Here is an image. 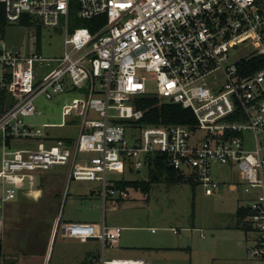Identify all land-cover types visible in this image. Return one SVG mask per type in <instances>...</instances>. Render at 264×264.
<instances>
[{
	"label": "built area",
	"instance_id": "2783aa9c",
	"mask_svg": "<svg viewBox=\"0 0 264 264\" xmlns=\"http://www.w3.org/2000/svg\"><path fill=\"white\" fill-rule=\"evenodd\" d=\"M0 2L7 23L27 15L63 32L58 57L20 53L0 37V90L15 99L0 113V211L18 191L39 190L35 174L55 164L67 166L69 179L101 181L102 197L114 192H106L107 171L137 172L154 154L207 195L219 186L211 164H234L248 193L241 221L256 232L247 252L264 264V0ZM70 7L77 19L91 20L90 27L70 30ZM146 77L155 81L154 95L189 108L194 123L140 122L142 111L133 100L149 94ZM67 87L82 89L62 111L80 117L77 136L73 143L47 145L39 126L55 124L23 117L39 114L36 96L50 99ZM244 131L251 133L252 149L245 147ZM35 139L33 147L9 143ZM54 226L63 237L99 240V264H148L104 256V247L120 237L118 226L93 229L89 222L58 220Z\"/></svg>",
	"mask_w": 264,
	"mask_h": 264
},
{
	"label": "rangeland",
	"instance_id": "374dc122",
	"mask_svg": "<svg viewBox=\"0 0 264 264\" xmlns=\"http://www.w3.org/2000/svg\"><path fill=\"white\" fill-rule=\"evenodd\" d=\"M69 16L70 30L82 26V21L76 17L75 7H70ZM61 30L60 27L40 24L36 30L32 24L7 23L1 28L0 37L7 47L20 53L37 51L42 56L58 57L62 53ZM249 49L231 55L235 59ZM143 83L146 93L156 92L152 77H146ZM81 92L82 89L67 87L50 99L38 95L33 104L39 114L25 116L23 120L35 124H55L39 126L47 136L44 141L47 145L57 139L73 143L80 117L73 114L64 116L62 111L63 105L79 97ZM5 93L12 104L15 99L9 92ZM91 117L96 116L91 113ZM59 123H63L62 126H56ZM243 136L245 147L252 149L251 133L244 131ZM36 142L35 139L13 140L9 143L11 147H33ZM148 167L123 174L107 171L105 178L109 184L106 192L119 179H145ZM210 170L219 182L218 188L210 195L188 180H169L161 175L157 181L149 184L146 193L132 187L121 191L113 188V194L105 193L102 197L101 181L69 179L67 166L55 164L35 174V182L41 188V203L28 207L20 216L22 226L16 227L41 237L44 251L57 220L84 221L93 223V229L100 228L102 223L121 228L118 243L104 247L105 257L143 258L148 264H263L247 252L254 245L256 237L251 224L241 222L242 226H239L236 223L237 207L245 206L248 201V193L243 191V180L239 177L237 167L214 162ZM229 182H235L236 189H229ZM23 217L26 219L24 223L21 222ZM0 220L4 223L0 230L3 236V229L7 228L3 212ZM172 229L176 232L173 233ZM73 253L75 256L85 253L88 260L93 256L99 257L100 241L91 238L80 243L75 238L61 236L58 230L49 244L45 264H79L80 258ZM90 263L98 264L96 258Z\"/></svg>",
	"mask_w": 264,
	"mask_h": 264
},
{
	"label": "trees",
	"instance_id": "16d2710c",
	"mask_svg": "<svg viewBox=\"0 0 264 264\" xmlns=\"http://www.w3.org/2000/svg\"><path fill=\"white\" fill-rule=\"evenodd\" d=\"M100 21L103 20V17H100ZM83 26L90 27L91 20H81ZM19 23L25 25H34L36 30L39 27L37 20L30 18L27 15H22ZM17 22V23H18ZM4 24L7 22L4 19L3 5L0 2V30ZM239 66L242 65V62L238 63ZM134 107L142 111V117L140 122L142 123H180L191 125L194 123L195 119L189 108L183 107L179 104L166 101L159 98L154 94H145L134 97L133 100ZM10 102L6 97V93L3 90H0V113L10 106ZM148 172L145 179H119L115 181L113 186L110 188L119 189L120 191L126 187H132L134 189H139L141 192L146 193L149 184L155 182L159 179V176L164 175L165 178L169 180L180 179L181 177L177 174L176 170L169 166L166 160L162 155L154 154L150 156V161L148 164ZM133 172V171H125ZM124 172V173H125ZM247 212V208L240 206L237 207L235 211L236 223L239 226H242L240 216H243ZM243 229L245 227L243 226ZM247 229V227H246ZM56 235V231H55ZM83 264V263H82Z\"/></svg>",
	"mask_w": 264,
	"mask_h": 264
},
{
	"label": "crops",
	"instance_id": "0c3cea01",
	"mask_svg": "<svg viewBox=\"0 0 264 264\" xmlns=\"http://www.w3.org/2000/svg\"><path fill=\"white\" fill-rule=\"evenodd\" d=\"M236 187L237 184L235 182L228 183L229 189L234 190L236 189ZM38 188L39 190H36L35 192H31V193L25 191H18L10 200H8L5 203L3 210L0 211V214L2 212L4 213L6 226H7L6 229L5 228L3 229L4 235L2 236L0 233V264H45V259L47 256L49 244L51 242L52 233L53 232L55 233L54 225L52 227V232L49 235L48 243L45 251L42 245L41 237L29 234L25 230H21L19 227H16V225L22 226V224L20 223V216H22V213L28 210V207L30 206L34 207L37 206L39 203H41L40 201L42 196H41V188L39 184H38ZM33 212L35 211H32V213ZM241 219L242 216H240V220ZM24 221H26V219H24L23 217L21 219V222L24 223ZM3 225L4 223L0 220V230L3 227ZM53 237H55V234ZM87 240L88 239L84 241L81 240L78 241L80 243H84ZM117 243L118 241L115 244ZM73 255L75 256L76 254L73 253ZM75 257L80 258L81 262H79V264L82 263L92 264L90 263V261L94 260L95 258L97 263L99 264L100 256L99 257L93 256L92 259L88 260L86 259V254L83 253L82 255ZM124 258H131V257H124Z\"/></svg>",
	"mask_w": 264,
	"mask_h": 264
},
{
	"label": "water",
	"instance_id": "95a60500",
	"mask_svg": "<svg viewBox=\"0 0 264 264\" xmlns=\"http://www.w3.org/2000/svg\"><path fill=\"white\" fill-rule=\"evenodd\" d=\"M54 231H55V226H54ZM54 232L52 233V238H51V241H52V239H53V236H54ZM48 249H49V247H48ZM47 254H48V252H47Z\"/></svg>",
	"mask_w": 264,
	"mask_h": 264
}]
</instances>
